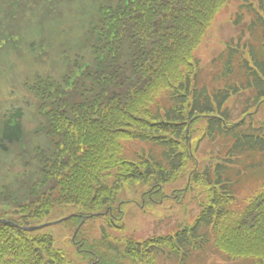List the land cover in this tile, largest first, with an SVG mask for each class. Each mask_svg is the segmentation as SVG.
Returning <instances> with one entry per match:
<instances>
[{"label": "trees", "instance_id": "16d2710c", "mask_svg": "<svg viewBox=\"0 0 264 264\" xmlns=\"http://www.w3.org/2000/svg\"><path fill=\"white\" fill-rule=\"evenodd\" d=\"M231 3L230 23L240 30L203 62L196 50ZM53 7L29 29L34 42L47 36L63 45L71 63L35 79L29 70L20 86L8 87L7 100L18 105H8L0 130V215L6 208L17 218L0 223V264H80L93 257L86 244L95 264L107 250L114 264H189L209 240L230 259L261 254L244 240L264 241V0H56ZM12 52L0 45V61ZM2 65L7 82L11 61ZM201 139L213 152L206 167L194 158ZM182 175L185 194L204 185L208 200L197 198L192 224L165 235L121 245L105 216L97 244L80 229L83 246L71 256L55 231L18 226L73 204L84 212L109 205L119 215V194L158 183L147 191L155 198ZM244 191H251L240 214L251 217L245 225L233 207ZM232 210L236 229L226 223ZM13 237L18 242L7 243Z\"/></svg>", "mask_w": 264, "mask_h": 264}, {"label": "rangeland", "instance_id": "374dc122", "mask_svg": "<svg viewBox=\"0 0 264 264\" xmlns=\"http://www.w3.org/2000/svg\"><path fill=\"white\" fill-rule=\"evenodd\" d=\"M77 8V6H75ZM234 11L233 3L229 4L227 8L222 11L211 27L207 31V36L204 37V41L202 44L198 47L196 50V56L199 57L203 62L208 61L212 56L216 55L222 48H223V42H226L230 40L232 37L235 36V34L240 30L238 27L233 26L230 23V15ZM11 24V23H10ZM14 26L15 24H11ZM7 39H10L14 42V38L7 36ZM30 39H27L25 43V47L23 52L19 54L11 53L9 55L3 56V61H0V72L7 71V69L2 65L7 60L14 59L17 62L16 67L13 68V72H19L21 74H24L31 70L35 66L43 67L48 65V67H55L57 69H60L62 66V60L64 61L63 55H68L65 51L67 49L63 45L55 44L52 45L48 50L50 51L49 57H47L46 60H43V57L40 58L39 62H32L29 56L32 54L33 50H35V44L33 46V42L29 43ZM55 43V42H54ZM17 47L18 44H15ZM56 46V47H55ZM42 50V48H41ZM2 63V64H1ZM70 62H68L69 64ZM32 68L30 69V67ZM6 82V81H5ZM5 82L0 79V108H5L8 105L7 102V91L8 87L6 86ZM7 83V82H6ZM199 123L196 122L194 125L197 126ZM196 135V134H195ZM194 151V158H196L195 162L197 161L199 164H201L200 167H203V165L206 163L205 167L212 162V155L213 152H211V147L207 139H201L198 141V144L196 145V149ZM196 162V165L198 163ZM206 172V170H203V174ZM184 175H182L180 178H178L175 181L169 182L166 185L163 186V194L161 196L155 197L156 200L161 198V202H159L158 205L159 208L156 209L154 205H151L149 203L144 204L145 208L147 210L141 211L139 208V202L141 201V195L147 196V192L153 188H156V185L158 183H155L154 186L148 187L146 185H140L139 188L133 191H125L121 194H119V201H125V203H128L130 205V202L134 205L123 206V210H126V214L124 215V222H125V228L124 230L115 229V228H109L106 227L107 231L109 232L111 237H122L124 234H132L133 238L138 239L139 241L148 239L150 236H155L158 234H166L171 233L178 229L181 225L185 224H192L194 219L199 214V203L197 198H200L201 200H208L207 196V188L204 185H198L196 184V188H193L189 193H186L187 188V179L185 180ZM161 188V185H160ZM154 190V189H153ZM251 191H244L236 196L235 204H233V207L237 213V216L242 220V224H247V221L251 218L248 217L247 219H244L243 216L240 214L243 211H246L248 209V202H249V195ZM164 195H167L165 197ZM130 201V202H129ZM109 207L106 206L103 210H107ZM115 208H118V204L114 205ZM4 208V207H3ZM99 210V211H103ZM150 210V212H149ZM157 210V212H156ZM2 215H0V218L3 219H16L17 214L12 212L9 209L4 208ZM77 212V217L86 216L88 217L90 211H83V209L79 205H67V206H61L57 207L53 212L50 213V215L43 217V222H48L49 220L56 218H62L66 217L70 214H75ZM89 212V213H88ZM97 212V211H96ZM101 216H93L92 218H88L85 220V222L82 224V229H84L83 234L88 239L89 243L92 245L97 244V239L100 237V228L102 226H106L105 224V218H99ZM74 217L72 219L68 220V223H62L57 222V224H53L52 226L45 227L43 229H48L49 231H55L58 238L57 245L66 250L67 253L71 256H73L74 253V245L72 243V234L74 232ZM231 220V221H230ZM17 221V220H16ZM53 221V220H51ZM42 222V223H43ZM230 222V226L233 229H236L237 222L235 220L234 211L232 210V213L229 215V219L226 221V223ZM229 227V226H228ZM47 230V231H48ZM52 233V232H50ZM263 234V232L260 233V235ZM153 236V237H154ZM260 237V236H259ZM152 238V237H150ZM76 246L78 248H82V237L77 236L76 239ZM238 239L234 238L232 239L231 243L234 244ZM16 238H9L7 243L14 244L17 243ZM207 245L204 247V251L197 254L194 252L191 259L188 261L189 264H257L256 259L257 257H264V241L260 242H250L248 240H244V246L245 249L250 251H258L261 254L259 255H239L236 257V259H230L229 257H226L225 252L226 250H220L217 251L214 249V247L211 244V241H207ZM86 247L89 246L86 244ZM237 249V248H235ZM101 256V264H108L109 261L114 264L113 256L114 253L111 250L103 251L100 253ZM29 257H33V255H29ZM27 258V257H26ZM161 260L164 261L163 257H160ZM159 259V260H160ZM91 259L86 260L85 262L82 261L81 264H89ZM170 264H179L174 259H168Z\"/></svg>", "mask_w": 264, "mask_h": 264}, {"label": "water", "instance_id": "95a60500", "mask_svg": "<svg viewBox=\"0 0 264 264\" xmlns=\"http://www.w3.org/2000/svg\"><path fill=\"white\" fill-rule=\"evenodd\" d=\"M41 226H43V225H41ZM41 226L28 227L27 229L31 230V229H35V228H38V227H41Z\"/></svg>", "mask_w": 264, "mask_h": 264}]
</instances>
